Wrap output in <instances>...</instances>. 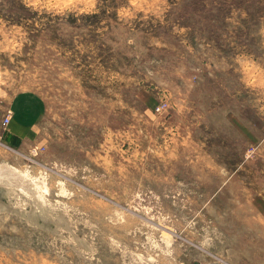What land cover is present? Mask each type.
I'll use <instances>...</instances> for the list:
<instances>
[{
  "label": "rangeland",
  "instance_id": "obj_1",
  "mask_svg": "<svg viewBox=\"0 0 264 264\" xmlns=\"http://www.w3.org/2000/svg\"><path fill=\"white\" fill-rule=\"evenodd\" d=\"M4 163L0 264H264V0H0Z\"/></svg>",
  "mask_w": 264,
  "mask_h": 264
},
{
  "label": "bare ground",
  "instance_id": "obj_2",
  "mask_svg": "<svg viewBox=\"0 0 264 264\" xmlns=\"http://www.w3.org/2000/svg\"><path fill=\"white\" fill-rule=\"evenodd\" d=\"M23 172L14 165L8 163L0 164V185L9 184V185L17 186L20 189L26 191L28 195L34 197L38 203H42L44 205V200L42 199V197L40 198V196H42L41 195L43 193L42 190L45 188L44 186L45 182L43 183L42 182L43 180L38 182L32 179L28 180L27 177L29 176H26L25 172L24 173ZM164 234L167 236V238L170 237L167 232H165Z\"/></svg>",
  "mask_w": 264,
  "mask_h": 264
},
{
  "label": "crops",
  "instance_id": "obj_3",
  "mask_svg": "<svg viewBox=\"0 0 264 264\" xmlns=\"http://www.w3.org/2000/svg\"><path fill=\"white\" fill-rule=\"evenodd\" d=\"M29 131H31L30 126H24L22 128L15 127L14 129L8 128L10 139L20 141L21 144L25 143L24 139L27 138L25 135H29Z\"/></svg>",
  "mask_w": 264,
  "mask_h": 264
},
{
  "label": "built area",
  "instance_id": "obj_4",
  "mask_svg": "<svg viewBox=\"0 0 264 264\" xmlns=\"http://www.w3.org/2000/svg\"><path fill=\"white\" fill-rule=\"evenodd\" d=\"M3 122H4V124H5V125H7V124H8V122H9V116H7V117L4 119V121H3Z\"/></svg>",
  "mask_w": 264,
  "mask_h": 264
}]
</instances>
